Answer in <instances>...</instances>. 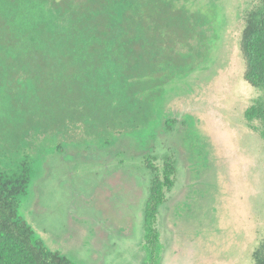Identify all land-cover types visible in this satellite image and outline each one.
<instances>
[{"label": "rangeland", "instance_id": "rangeland-1", "mask_svg": "<svg viewBox=\"0 0 264 264\" xmlns=\"http://www.w3.org/2000/svg\"><path fill=\"white\" fill-rule=\"evenodd\" d=\"M259 1L188 4L210 22L207 52L161 106L148 149L122 139L50 150L49 138L0 110V176L29 174L20 213L50 249L74 264H154L144 223L153 178L147 163L164 179L171 160L174 186L158 211L155 260L255 264L264 244V140L245 112L264 93L244 79L241 40L244 18Z\"/></svg>", "mask_w": 264, "mask_h": 264}, {"label": "trees", "instance_id": "trees-1", "mask_svg": "<svg viewBox=\"0 0 264 264\" xmlns=\"http://www.w3.org/2000/svg\"><path fill=\"white\" fill-rule=\"evenodd\" d=\"M193 2L199 0H0L1 113L37 138H49L50 150L58 152L122 139L148 149L161 106L207 52L210 22L190 9ZM241 50L244 79L264 93V0L244 18ZM245 118L264 140L263 98ZM147 166L153 178L145 237L159 264L155 223L174 186V168L167 160L162 179ZM30 182L27 172L0 176V264H74L21 215ZM254 262L264 264V244Z\"/></svg>", "mask_w": 264, "mask_h": 264}]
</instances>
